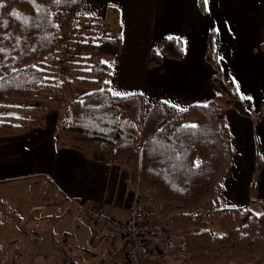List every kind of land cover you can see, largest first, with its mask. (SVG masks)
I'll use <instances>...</instances> for the list:
<instances>
[{"label":"trees","instance_id":"1","mask_svg":"<svg viewBox=\"0 0 264 264\" xmlns=\"http://www.w3.org/2000/svg\"><path fill=\"white\" fill-rule=\"evenodd\" d=\"M84 2L0 0V100H65L58 144L127 170L137 201L147 203L154 198L160 218L170 219L171 236L181 239L174 253L182 264H264V203L254 199V187L253 208L219 206L221 183L232 161L225 110L233 108L246 116L252 113L224 75L214 33L208 36L206 62L214 70L216 98L187 109L158 102L144 116L142 94L118 98L110 88L122 33L110 30L113 35L97 36L99 28H105L102 35L107 34V24L82 16ZM198 2L204 12V0ZM67 50L70 58L79 60L68 62L77 73L75 81L87 90L78 98L71 80L61 87L57 83ZM183 58L181 40L162 38L150 52L149 66ZM43 125V118L15 123L0 117V138ZM259 168L258 164L255 175ZM165 258L154 264H162Z\"/></svg>","mask_w":264,"mask_h":264},{"label":"crops","instance_id":"2","mask_svg":"<svg viewBox=\"0 0 264 264\" xmlns=\"http://www.w3.org/2000/svg\"><path fill=\"white\" fill-rule=\"evenodd\" d=\"M80 14L105 21L113 33H122L110 88L123 96L142 94L145 116L158 102L187 109L216 98L214 70L206 62L208 36L214 33L224 75L252 113L225 110L232 161L221 183L219 206L253 208L252 186L254 199L264 203V0H208L204 12L198 0H85ZM162 38L181 40L184 58L165 59L150 67V52ZM43 119V126L0 138V183L36 177L37 190L50 196L45 208L52 211L44 216L36 204V215L54 219V225L77 221L69 199L103 207L109 216L126 220L137 201L128 171L59 145L57 115L50 111ZM151 201L156 204L154 198ZM79 220L91 229L90 246L103 244L101 263L124 260L127 248L119 236L92 226L86 217ZM63 263L75 264V260ZM162 264H182V258L173 253Z\"/></svg>","mask_w":264,"mask_h":264},{"label":"rangeland","instance_id":"3","mask_svg":"<svg viewBox=\"0 0 264 264\" xmlns=\"http://www.w3.org/2000/svg\"><path fill=\"white\" fill-rule=\"evenodd\" d=\"M110 30L108 28L107 34L102 35L105 28L96 29V35H113ZM66 53L58 69L57 83L60 86L65 80H71L78 98L87 90L78 85L75 81L77 73L68 66L69 61L78 63L79 60L68 56L70 50ZM65 104L66 101L60 97L55 101L0 100V117L20 123L21 119L40 120L51 111L59 122ZM37 189L36 177L0 183V264H64L63 260L68 258L74 259L75 264H104L100 262L104 255L103 244L95 249L90 246L91 229L82 220L73 222L69 219L61 225H54V219H39L36 204H40L39 212L44 216L52 211L45 208L50 196ZM161 221L169 232L170 219Z\"/></svg>","mask_w":264,"mask_h":264},{"label":"built area","instance_id":"4","mask_svg":"<svg viewBox=\"0 0 264 264\" xmlns=\"http://www.w3.org/2000/svg\"><path fill=\"white\" fill-rule=\"evenodd\" d=\"M69 202L74 207V220L86 217L96 227L119 236L128 244L124 260L111 264H154L177 250L176 239L167 232L159 208L152 201H136L126 220L109 216L100 206L75 199H69Z\"/></svg>","mask_w":264,"mask_h":264},{"label":"snow or ice","instance_id":"5","mask_svg":"<svg viewBox=\"0 0 264 264\" xmlns=\"http://www.w3.org/2000/svg\"><path fill=\"white\" fill-rule=\"evenodd\" d=\"M204 3L207 4V3H208V0H204ZM0 7H2V5H0ZM112 95H113L114 97H118V98H122V97H123V94H122V93H120V92H118V91H115V90H112ZM165 103H169V102L165 101ZM183 127H185V128H193V129H195V128H197L198 126H197V125H185V126H183ZM161 131H162V130H161ZM195 167H197V168L200 167V162H199V161L195 162Z\"/></svg>","mask_w":264,"mask_h":264}]
</instances>
